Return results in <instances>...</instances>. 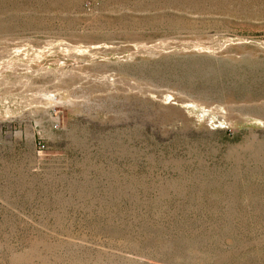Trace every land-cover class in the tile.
Segmentation results:
<instances>
[{
	"label": "rangeland",
	"instance_id": "374dc122",
	"mask_svg": "<svg viewBox=\"0 0 264 264\" xmlns=\"http://www.w3.org/2000/svg\"><path fill=\"white\" fill-rule=\"evenodd\" d=\"M0 264H264V0H0Z\"/></svg>",
	"mask_w": 264,
	"mask_h": 264
},
{
	"label": "built area",
	"instance_id": "2783aa9c",
	"mask_svg": "<svg viewBox=\"0 0 264 264\" xmlns=\"http://www.w3.org/2000/svg\"><path fill=\"white\" fill-rule=\"evenodd\" d=\"M38 145H39V149L41 150L42 147H43V144H40V143L38 142Z\"/></svg>",
	"mask_w": 264,
	"mask_h": 264
}]
</instances>
